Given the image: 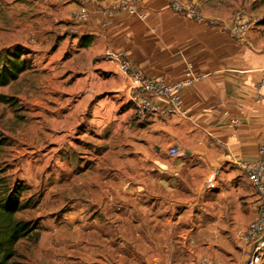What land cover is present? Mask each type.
<instances>
[{
    "label": "crops",
    "instance_id": "crops-1",
    "mask_svg": "<svg viewBox=\"0 0 264 264\" xmlns=\"http://www.w3.org/2000/svg\"><path fill=\"white\" fill-rule=\"evenodd\" d=\"M113 1L0 0V38L28 48L40 90L33 100L49 111L44 130L91 138L89 158L67 156L45 192L49 213L60 202L58 224L26 253L19 243L16 262L240 264L237 248L259 204L238 163L258 160L264 144V16L237 0H199L205 20L195 22L170 0H140L139 20L107 16ZM81 8L86 22L74 17ZM239 8L253 21L242 39L231 32ZM108 51L166 82L190 66L201 79L182 91L186 114L156 98L140 120L130 79ZM211 174L218 187L208 191Z\"/></svg>",
    "mask_w": 264,
    "mask_h": 264
},
{
    "label": "rangeland",
    "instance_id": "rangeland-1",
    "mask_svg": "<svg viewBox=\"0 0 264 264\" xmlns=\"http://www.w3.org/2000/svg\"><path fill=\"white\" fill-rule=\"evenodd\" d=\"M237 1L250 11L264 16V0ZM1 49L10 52L18 49L30 65V69L20 79L0 87V95L5 98V101L0 98V135L6 142L0 147V163L7 168L9 179L24 188L23 201L26 207L19 213V218L34 227L33 234L19 244L26 253L30 242L43 240L48 224L54 220L58 224L60 202L53 201L54 212L49 213L50 207L44 200L45 192L59 182L61 174L65 172L64 161L67 156L82 160L89 158L85 152L91 147V138L87 135L66 141L59 136V132L51 137L50 131L44 130L45 113L49 112L47 106L40 100H33L40 90L33 89L37 73L32 68L33 60H30L27 46H8V42L0 38ZM237 243L241 241L237 239ZM237 250L240 264H247L246 246L240 244ZM25 257L20 255V258ZM260 264H264V255Z\"/></svg>",
    "mask_w": 264,
    "mask_h": 264
},
{
    "label": "built area",
    "instance_id": "built-area-1",
    "mask_svg": "<svg viewBox=\"0 0 264 264\" xmlns=\"http://www.w3.org/2000/svg\"><path fill=\"white\" fill-rule=\"evenodd\" d=\"M170 7L173 11L195 22L205 20L199 0H170ZM103 13L107 16L128 13L139 20L146 18V14L141 9L140 0H114L104 8ZM74 17L86 22L88 12L85 8H81L74 13ZM211 24L215 25L216 23L212 21ZM252 25L253 21L244 9L239 8L234 12L231 32L236 38L242 39L252 28ZM107 58H117L119 70L130 79L134 113L140 120H144L148 114L157 108L154 103L156 98L166 100L171 111L182 115L186 114L182 91L201 79V76L195 74L190 66L186 67L182 79L166 82L160 79L147 78L138 67L130 64L126 55L116 57L115 54L108 51ZM263 84L264 80L262 81ZM179 153L180 150L175 146L169 148L170 155H178ZM238 164L259 196L256 218L248 224L242 238L247 247V264H260L264 255V144L259 147L258 160L254 162L243 160ZM216 186L215 174H211L206 180L205 188L213 190ZM153 264L166 263L156 260ZM199 264H209V262L202 261Z\"/></svg>",
    "mask_w": 264,
    "mask_h": 264
},
{
    "label": "trees",
    "instance_id": "trees-1",
    "mask_svg": "<svg viewBox=\"0 0 264 264\" xmlns=\"http://www.w3.org/2000/svg\"><path fill=\"white\" fill-rule=\"evenodd\" d=\"M29 69L28 60L18 49L12 52L0 50V87L10 85ZM0 98L5 101L4 96L0 95ZM5 143L0 135V147ZM23 190L9 179L7 168L0 163V264H17L18 244L34 232L31 223L19 218V213L26 207Z\"/></svg>",
    "mask_w": 264,
    "mask_h": 264
}]
</instances>
